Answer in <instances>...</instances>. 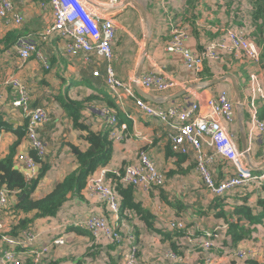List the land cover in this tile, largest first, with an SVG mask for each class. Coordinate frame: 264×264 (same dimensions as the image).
<instances>
[{"label":"crops","instance_id":"obj_1","mask_svg":"<svg viewBox=\"0 0 264 264\" xmlns=\"http://www.w3.org/2000/svg\"><path fill=\"white\" fill-rule=\"evenodd\" d=\"M43 1L45 0H12L14 11L22 16V22L19 24L7 23L0 17V113L2 119L11 126L10 130L0 132V159L9 153L10 147L16 142L15 130L24 124L27 127L28 122L26 112L11 105L16 94L13 93L10 85L5 84V80L12 75L19 78L28 92V106L30 108L44 107L49 117V120L39 125L37 129L38 137L46 148L44 158L38 162L30 154L33 149H31L27 131L15 147V168L28 181L38 179L31 194L36 199L50 192L56 183L77 166L69 147L70 144L78 145L83 150L88 147L85 131L73 127L72 120L66 115L57 97L62 96L66 90L67 95L73 100H83L87 96L98 95L101 91L109 94L104 83L107 62L101 57L95 55L87 61L83 52L76 56H69L66 53L68 41L59 36H54L51 43L40 41L37 38L39 33H42L52 23V10L49 6L44 9L41 6ZM96 1L98 5L96 7L93 5L95 12L113 15L115 19L117 32L112 42L114 59L111 65L117 78L125 83L131 80L133 88L135 81L145 72H154L181 81L178 87L162 93H151L144 90L157 98L158 102L150 103L167 104L184 99L187 101L203 100L204 97L222 91L234 99L232 80L228 77L223 81L206 86L213 79L227 74H232L237 79L243 102L248 98L246 82L249 73L258 72L264 88L262 58L261 64L258 65L246 63L237 59L236 56L229 57L225 50L216 46L222 57L208 60L202 72L197 74L194 66H185L181 54L169 52L166 49L172 26L185 30L187 36L183 40V46L191 51H200L206 45L217 43L219 41L217 28L221 24H228L237 30L244 29L242 31L252 34L250 0H134L144 8L145 18L133 4L124 5L123 2L126 0H117V3L122 4L120 8L113 7L116 3L111 4L109 0ZM11 30L16 32L15 36L36 38L40 55L31 54L26 59L19 58L15 51V41L13 43L3 42L4 37ZM41 59L47 62L48 68H44ZM94 70H98L100 78L91 77V72ZM139 70L141 71L138 75ZM63 78H66V81ZM85 78L89 79V86L84 83ZM60 82L66 83L63 87L66 85L69 87L64 89L63 83ZM182 90L184 94L180 97L165 101L168 96ZM121 94L116 96L110 94V96L117 103L119 111L129 120V124L125 122L127 124L125 130H122L120 126L117 127V138L115 136L110 138L108 134L113 144L112 158L106 165L100 166L91 178H97L103 171H107L106 179L114 169L135 162L140 149L148 151L154 158L158 169L165 175L162 190L158 187L144 189L142 186H136L134 189V201L154 215V230L149 229L140 218H136L134 213L125 217L122 214L117 217L115 215L108 217L124 234L131 232L135 235L131 244H137L140 253V257L137 256V258L144 263L163 261L166 249L172 248L170 242L163 239L162 233L170 229V221H176L187 230L181 241L182 246L178 243L176 249H172L180 259L171 260L169 264H244L246 258L257 261V264H264L263 223L257 224L250 237L239 241L237 246H234L229 236L225 234L223 223L226 221L223 215L217 216V212H227L226 210L230 208V198L228 203L216 204L213 195L205 189L203 178L196 171L194 156L192 154L177 156L172 151L170 153L165 126L145 116L134 105V100L124 93ZM245 102L242 107L243 115L236 109L234 123L225 125L241 151L243 149L242 137H244L246 146L249 147L246 163L249 165L250 162L260 167L264 162V134H261L260 139L253 143L248 141L246 131L249 113ZM107 112L117 115V112L103 101L94 100L85 105L81 114L84 124L90 130L108 132ZM260 116L264 118V100L260 107ZM18 153H25L34 158L36 162L34 169L27 168L22 161L19 163L16 159ZM43 166L46 167L40 176ZM102 169L104 170L101 171ZM209 169L216 182L233 173L229 163L220 156H216L215 162L209 165ZM261 172L260 169L258 173ZM90 179L86 187L81 190V195L69 196L54 216L34 218L27 225L28 229L22 230L20 236L14 234V227L26 216L32 217V214L15 211L14 205L20 196L16 191L10 192L7 188L1 187L7 190L8 195L7 204L0 212L2 222L0 231L3 235L18 237L22 241V246L11 248L19 264H26L24 262L26 257L33 264H87L92 263L98 257H104L110 264H120L122 253L129 244L125 248L123 245L114 246L109 244L105 236L92 239L88 231L72 225L77 217H86L92 213L101 216L108 215L105 204L92 193V180ZM107 182L109 185L112 183L110 180ZM251 189L254 188L250 187L249 190ZM245 197L246 204L253 208L256 216L264 211V207L257 204V200L264 197V189L254 190ZM237 204L242 205L244 201L239 199ZM215 227L219 228L217 232L220 238L214 246L207 250L192 245L187 238L189 234L192 238L203 240L205 232ZM25 231H32L36 235L31 240L25 239V234L23 235ZM56 237H63L64 243L51 242ZM227 238L230 242L229 248L232 250L223 253L221 247L226 246L223 240ZM44 246L47 247L46 252L37 257L35 254L31 255V251H38ZM8 248V245L1 240L0 234V254ZM236 248L244 249L246 254L241 258H236L233 253ZM202 251L208 253L207 257L203 256ZM5 264L13 263L6 262Z\"/></svg>","mask_w":264,"mask_h":264},{"label":"built area","instance_id":"obj_2","mask_svg":"<svg viewBox=\"0 0 264 264\" xmlns=\"http://www.w3.org/2000/svg\"><path fill=\"white\" fill-rule=\"evenodd\" d=\"M113 7H117V0H109ZM93 5L96 7V0H45L41 6L46 9L49 6L52 10V23L39 33L40 41L51 43L54 36H59L68 41L66 53L69 56H76L84 53L87 61L92 56H99L106 64V77L104 83L111 95L126 96L134 100V105L145 116L159 121L167 130V138L170 140L171 149L181 155L192 154L196 161V171L201 175L207 187L213 194L219 195L228 191H233L244 186L252 188L259 187L264 179V169L254 175L253 168L246 161L244 151L236 146L233 135L225 124L234 123L236 105L233 98H230L225 91L218 92L215 95L204 97L203 100L192 99L191 101L183 100L174 103L152 104L143 99L133 88L132 82L126 83L115 76L111 61L114 59L112 42L116 37V23L113 15L100 14L95 12ZM108 5V4H107ZM110 6V5H108ZM111 7V6H110ZM116 12V10H114ZM0 17L7 23L19 24L22 22V16L14 11L12 0H0ZM218 31V42L206 45L200 51H191L183 46V40L186 38V32L183 28L172 26L171 36L166 45L169 52H176L184 58L185 66H194L197 74L203 70L205 59H220L222 55L218 52L216 46L225 50L229 57L236 56L237 59L254 65L261 64L262 45L256 42L251 34L233 27H220ZM15 51L19 58L26 59L31 54L40 55L38 49V40L30 36H20L16 39ZM44 68H48L45 60L41 59ZM94 76L99 75L98 70H94ZM134 82V80H133ZM135 83L142 89L151 93H162L178 87L181 81L168 78L162 74L154 72L143 73ZM5 84L10 85L16 97L12 99L11 105L21 108L28 115L27 136L33 149L39 159L46 155V148L43 141L38 137L37 129L39 125L49 120L47 110L42 106L30 108L28 106L29 96L22 82L16 76L12 75ZM248 98L245 99V107L248 109L247 138L250 143L259 140V136L264 134V118L260 116V107L263 105L264 88L261 83V77L258 72L248 74L246 82ZM145 91V92H146ZM244 102L242 101L243 107ZM244 109V108H243ZM106 121L109 137H118L116 135L117 127L120 126L125 130L127 124L119 122L116 115L106 113ZM261 137V136H260ZM249 152V147L247 148ZM216 156L225 160L233 173L220 180L214 181L209 165L214 163ZM17 161H21L27 168L34 169L36 162L34 158L25 153H18ZM102 169L101 171H103ZM100 171V172H101ZM103 171L97 178L92 180V193L96 195L106 206L108 215L89 214L84 218L77 217L72 225L90 232L93 237L105 236L109 244L114 246L125 245L129 243L127 251H123L120 264H141L137 258V246L131 244L135 236L128 232L124 234L122 230L110 221V216L120 215V198L114 190L113 184H107V177ZM117 180L124 185L142 186L144 189L150 187L162 186L165 182V175L161 172L154 160L146 149H140L137 153V159L133 163L126 164L111 172ZM89 181V182H90ZM8 192L6 189H0V211L7 204ZM110 217V218H108ZM170 229H182L184 226L180 222L170 221ZM2 222L0 220V230ZM219 228L206 231L205 239L192 238L187 235L192 245L207 250L214 246V243L220 238L217 232ZM1 240L8 245L0 254V263L12 262L19 264L15 258V252L12 247L22 246L23 243L18 237L3 235L0 231ZM25 239L31 240L35 237L32 231H25ZM54 244H63V237L53 238ZM213 243V244H212ZM230 242L222 246L226 252L232 250L229 248ZM47 251L44 246L40 250L31 251V255L43 254ZM125 252V253H124ZM205 253L206 251H202ZM236 258H241L246 254L242 248L233 250ZM163 261H151L147 264H169L171 260H179V255L172 249H166ZM182 259V258H181ZM205 259V258H204ZM98 264V263H93ZM106 264V263H105Z\"/></svg>","mask_w":264,"mask_h":264},{"label":"trees","instance_id":"obj_3","mask_svg":"<svg viewBox=\"0 0 264 264\" xmlns=\"http://www.w3.org/2000/svg\"><path fill=\"white\" fill-rule=\"evenodd\" d=\"M251 6L252 24L254 23L253 26L256 24L260 25L258 28H256L255 26L253 27L254 30L255 28L256 30H253L251 37L256 40L259 46L262 45L261 58L264 62V0H251ZM258 21L260 22L256 23ZM15 34L16 32L14 30H11L8 34H6L3 42L13 43L14 41H16L18 36H20H15ZM91 73L92 78L98 77H93V72ZM82 81L83 80H81V82ZM88 82H90L89 79L85 78L84 83L87 86H89ZM57 99L61 107L64 109L66 115L72 120L73 127L85 131V140L88 143V147L83 150L78 145L70 144L69 147L72 155L75 157L77 166L70 172H68L61 181L56 183L50 192H48L43 197L36 199L33 198L31 194L38 183V179L36 178L30 181L26 180L23 174L14 166L15 147L19 144L20 139L24 135H26V124H24V126L20 127L18 130H15L14 133L17 137L16 142L10 147L9 153L5 157L0 159V188L5 187L10 192L16 191L18 196H22V198L14 205L15 211H19L25 214H32V217L26 216L24 219L20 220L14 227V234H16V236H20L23 232L22 230L28 229L27 225L32 222L34 218L56 215L69 196L79 194L81 195V190L86 187L88 180L93 176L98 168L110 162L113 153V144L108 137V132L92 131L83 122V115L81 114V111L84 109L87 103H91L94 100H101L104 104H106L108 107L113 108L117 112L116 116L120 122L124 121L129 124V120L124 116V114L119 111L115 100L110 96V94H107L105 92L101 91L98 95L87 96L83 100H73L67 95L66 90L64 94L62 96H58ZM10 129L11 126L2 119V114L0 113V132L2 130ZM167 141L169 152L172 151L177 156H187L175 153L171 149L170 140L168 139ZM30 154L38 162L40 161L34 150L31 151ZM45 167L46 166H43V170L41 171L40 176L44 173ZM109 178L110 181L114 183V190L120 196V214L125 217L131 216L134 213L136 218H140L149 229L154 230V215L150 211L144 209L140 203L134 201V189L136 187L132 185L121 184L113 174H109L107 176V179ZM205 185L206 184H204V186ZM163 186L164 184L157 187L162 190ZM250 187L251 186H244L233 191H228L223 194L216 195L213 194L211 190L208 187L206 188L205 186V189H207L209 193L212 194L215 198L216 204H219V202H227L230 198V208L226 210L227 212H217V216L221 217V215H223L224 220L226 221L223 223L225 227V234L229 236L234 246H237V243L239 241L250 237L251 233L254 231L253 228H256L257 224L263 223L264 226V211L256 216L254 214L253 208L246 204L247 200L245 197L248 193L253 192L254 190L264 189V179L261 181V185L259 187H255L254 189L249 190ZM234 197L237 198L234 199ZM239 199H242V201H244V204L238 205L237 202ZM257 204L264 207V197L259 198L257 200ZM186 230V228H182L181 230L177 231L176 229H169L163 232L162 236L164 240L170 242L171 248L174 250L176 249V246H178V243L182 246L181 241L182 238H184ZM90 236L93 239V235L91 233ZM229 238L223 241L227 244ZM134 244L137 246L136 243ZM137 256L140 257L138 249ZM28 259L29 258L26 257L24 259V262L26 264H33L31 260ZM139 262L141 264L148 263L142 262L141 259L139 260ZM106 264L110 263L107 261ZM244 264H257V261L246 258Z\"/></svg>","mask_w":264,"mask_h":264},{"label":"water","instance_id":"obj_4","mask_svg":"<svg viewBox=\"0 0 264 264\" xmlns=\"http://www.w3.org/2000/svg\"><path fill=\"white\" fill-rule=\"evenodd\" d=\"M129 3L133 4V6H135L136 8H138V9L141 11L142 16H143L144 18L146 17L145 10H144L143 7L140 6L139 3H137V2L134 1V0H126V1L123 2L124 5H127V4H129ZM121 6H122V4L119 2V4L117 5V7L120 8ZM147 46H148V44H147ZM147 46H146V47H147ZM140 71H141V70H139L138 75L140 74ZM227 77L230 78V79L232 80L233 89H234V101H235L236 109L239 111V113H240L241 115H243V111H242V107H243V105H242V95H241V91H240V88H239V85H238V81H237V79L235 78L234 75H232V74H227V75H225V76H223V77H221V78L213 79L211 82H209L208 84H206V86H210V85H212V84H215V83H218V82H220V81H223V80H225V78H227ZM134 89H135V90L137 91V93H138L143 99H145L146 101H148V102H154V103L158 102V101H157V98H156L154 95H151V94L145 92V91L142 90V89H141L136 83L134 84ZM183 94H184V91H183V90H182V91H179V92H176L175 94H172V95L168 96V97L165 99V101L173 100V99H175V98H177V97H180V96L183 95ZM242 142H243V146H242L243 149H242V151L245 152L244 157H245V159H247L246 156H248V151H247L246 143H245V141H244V137H242ZM249 166H251V167L253 168L254 171H258V170H260V169L263 170V169H264V162L261 164L260 167H256V166L252 165V164L249 162ZM21 198H22V196H20V197L18 198V201H19ZM228 242H229V241H228ZM227 244H228V243H227ZM222 246H223V245H222Z\"/></svg>","mask_w":264,"mask_h":264},{"label":"rangeland","instance_id":"obj_5","mask_svg":"<svg viewBox=\"0 0 264 264\" xmlns=\"http://www.w3.org/2000/svg\"><path fill=\"white\" fill-rule=\"evenodd\" d=\"M251 1V0H250ZM260 21H258V22H256V23H259ZM254 24V23H253ZM256 28H258L260 25L259 24H256V25H254ZM253 26V27H254ZM220 27H229V25L228 24H221L218 28H220ZM256 28H255V30H256ZM242 30H244V29H242ZM247 30V29H246ZM253 30H254V28H253ZM254 30V31H255ZM208 61V59H205L204 60V62H203V67H204V64L206 63ZM238 75H240V73H237ZM98 77H99V75H97ZM68 77V76H67ZM64 80L66 79V78H63ZM66 81V80H65ZM60 83H63L62 84V87H63V85H65L66 83H64V82H60ZM67 86L69 87V85H66L65 87H63L64 89H66L67 88ZM73 89V88H72ZM121 94V93H120ZM121 96L123 97V95L121 94ZM259 170L258 171H254L253 172V174L254 175H258L259 173ZM213 177V176H212ZM204 184H206L205 182H204ZM206 186V188H207V185H205ZM84 217V216H83ZM82 217V218H83ZM229 243V242H228ZM126 245H123L124 246V248L125 247H127V244H129L127 241H126V243H125ZM213 244V243H212ZM125 251H127V248L125 249ZM223 253H226V251H225V249H223V251H222ZM125 253V252H124ZM203 254V256L204 257H207V255H208V253L207 252H205V253H202ZM96 260H93V262L92 263H87V264H93V263H98V264H105L108 260L107 259H105L104 257H98V258H95ZM204 261V260H203Z\"/></svg>","mask_w":264,"mask_h":264},{"label":"clouds","instance_id":"obj_6","mask_svg":"<svg viewBox=\"0 0 264 264\" xmlns=\"http://www.w3.org/2000/svg\"><path fill=\"white\" fill-rule=\"evenodd\" d=\"M263 171V170H262ZM260 174V173H259Z\"/></svg>","mask_w":264,"mask_h":264}]
</instances>
